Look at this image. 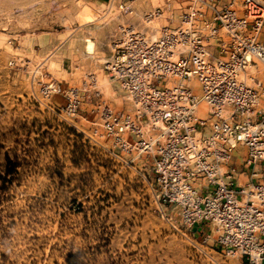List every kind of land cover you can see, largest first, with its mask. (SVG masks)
Listing matches in <instances>:
<instances>
[{
    "label": "rangeland",
    "instance_id": "rangeland-1",
    "mask_svg": "<svg viewBox=\"0 0 264 264\" xmlns=\"http://www.w3.org/2000/svg\"><path fill=\"white\" fill-rule=\"evenodd\" d=\"M156 7L162 16L146 23ZM176 8L174 0H0V264H242L195 251L149 202L151 158L122 165L104 150L109 139L94 135L97 102L132 109L103 69L119 27L155 34L177 24ZM90 76L95 89L62 119L53 109L64 98L42 87L81 88Z\"/></svg>",
    "mask_w": 264,
    "mask_h": 264
},
{
    "label": "built area",
    "instance_id": "built-area-1",
    "mask_svg": "<svg viewBox=\"0 0 264 264\" xmlns=\"http://www.w3.org/2000/svg\"><path fill=\"white\" fill-rule=\"evenodd\" d=\"M174 1L173 27H119L103 69L132 109L97 102L94 135L122 165L151 158L153 210L205 259L264 264V0ZM95 86L90 76L81 88L41 91L64 98L53 110L67 120Z\"/></svg>",
    "mask_w": 264,
    "mask_h": 264
},
{
    "label": "crops",
    "instance_id": "crops-1",
    "mask_svg": "<svg viewBox=\"0 0 264 264\" xmlns=\"http://www.w3.org/2000/svg\"><path fill=\"white\" fill-rule=\"evenodd\" d=\"M86 1H89V2H91V3H93V4H96V5H101V4L109 3V2H111L112 0H86ZM88 41H90V40H88ZM88 41H87V42H88Z\"/></svg>",
    "mask_w": 264,
    "mask_h": 264
},
{
    "label": "bare ground",
    "instance_id": "bare-ground-1",
    "mask_svg": "<svg viewBox=\"0 0 264 264\" xmlns=\"http://www.w3.org/2000/svg\"><path fill=\"white\" fill-rule=\"evenodd\" d=\"M92 42L91 41H88V44H87V50L88 51H91L92 50ZM105 78H107V77H105ZM106 80V79H105Z\"/></svg>",
    "mask_w": 264,
    "mask_h": 264
}]
</instances>
